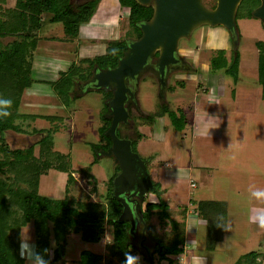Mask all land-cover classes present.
<instances>
[{
  "label": "rangeland",
  "instance_id": "1",
  "mask_svg": "<svg viewBox=\"0 0 264 264\" xmlns=\"http://www.w3.org/2000/svg\"><path fill=\"white\" fill-rule=\"evenodd\" d=\"M14 2L6 0L2 7L12 8ZM202 2L213 9L217 0ZM127 17L128 11L121 9L117 0H99L92 19L80 27L77 38L70 40L61 24L45 22L33 59V80L38 83L24 91L19 108L21 115L39 118L22 122L26 133L8 132L3 136L10 148L33 146L37 155L36 144L42 136L32 131H56L54 150L70 163L75 182L68 188V197L74 201L104 204L110 180L116 174L114 159L99 157V152L92 149L100 142L99 128L108 116L106 91L85 92L82 84L71 86L67 94L60 86L64 99L60 100L51 84L61 82L74 67L85 71L87 66L81 61L105 55L110 42L133 38ZM236 27L237 47L223 27L195 28L178 44L177 54L188 69L172 71L163 93L158 79L151 72L143 73L135 84L136 101L130 107L132 124L141 136L134 151L146 163L152 184L158 185L162 194L149 193L146 202L155 203L158 198L164 202L165 197L174 200V204H166L172 217L185 224L183 257L188 264H235L253 251L263 254L258 260L261 264L264 260V197L253 195L255 191L264 192V100L256 49V43L264 42V27L255 18L239 19ZM235 49L240 62L233 82L224 70L211 71L209 63L219 51L229 59ZM38 88L39 95L35 91ZM31 92L34 94L29 96ZM208 97L215 98L218 105L208 103ZM166 106L168 111L162 112ZM67 179L68 174L50 170L40 178L38 194L49 200L63 199ZM204 202L225 210L224 216H212L211 224L223 225L212 235L198 216L199 205ZM183 210L186 213H181ZM221 218L224 221L220 222ZM22 233L35 247L33 225L30 223ZM209 243L214 249L207 248ZM111 245V228H107L100 244L85 243L72 234L67 238L65 264H77L84 252L107 257ZM50 247L54 248L53 241ZM25 263L30 264L27 259ZM117 263V259L112 260V264ZM177 263L174 260L173 264ZM154 264L168 263L156 257Z\"/></svg>",
  "mask_w": 264,
  "mask_h": 264
},
{
  "label": "trees",
  "instance_id": "2",
  "mask_svg": "<svg viewBox=\"0 0 264 264\" xmlns=\"http://www.w3.org/2000/svg\"><path fill=\"white\" fill-rule=\"evenodd\" d=\"M5 1L0 0V101H11V106L0 107V111H8L11 115L0 118V264H26L25 259L21 257L20 235L21 230L30 223L33 225L35 248L44 252L49 264L66 263V245L70 235H79L85 243L100 244L104 240L107 228L112 230V245L107 247L108 256L84 252L77 264H112L113 259L118 260L117 264H124L127 253L142 258L137 264H154L156 257L159 261L173 264L174 260L185 252V224L177 222L172 217L168 205L160 198L158 202L149 203L146 202L145 196L143 202L139 204L136 230L134 234H130L129 223L118 222L122 206L113 197L112 183L120 172L118 166L116 174L110 180L104 204L91 200L74 201L68 197V188L75 182L70 173V163L66 156L54 150L53 135L56 131H32L42 136L36 144L37 155L33 146L12 149L3 138L8 132L26 133L21 127L22 122H35L39 118L21 115L19 108L24 91L34 84V53L39 43L38 34L44 28L45 22L61 24L66 38L75 39L79 35L80 27L94 16L99 0H15L14 6L8 9L2 7ZM117 2L121 9L128 11V25L134 32V37L110 42L105 55L92 60H82L81 63L87 66L85 68L90 69L88 74L87 69L83 71L82 67H74L69 71V75H63L61 82L52 83L51 87L59 99L63 93L68 94L71 86L80 87L88 81L93 69L115 68L118 60L126 52L128 44L141 37L139 25L150 21L153 16L151 6H140L135 0ZM259 5L260 0H242L237 8L235 21L251 19L252 11ZM256 49L258 82L262 87L264 100V42L256 43ZM157 57L158 54L154 55L151 64ZM239 62L238 49L233 51L229 59L223 51H219L210 60L209 69L213 72L224 70L235 82ZM60 86L66 91L62 93L59 90ZM105 97V101L108 102L112 98V92H105ZM126 110L128 115H131L130 108L126 107ZM164 111H168L167 106L163 107L162 112ZM169 116L175 123L174 114L170 113ZM110 123L111 119L106 115L104 125L99 128L100 142L92 145L94 152L107 151L111 147V140L105 135ZM132 123L129 119L126 124H119L116 136L119 139L130 140L132 151L135 153L134 147L141 136L136 124ZM129 131L131 134H128ZM50 170L68 174L65 197L61 200H49L38 194L40 178ZM89 178L95 184L94 179ZM153 186L159 193L158 185ZM199 208L198 216L207 225H205L207 233L212 235L215 228H223L221 223L214 225L210 222L212 216L216 214L224 216V208L213 202L200 203ZM181 213L184 214L186 211L183 210ZM222 218L220 222L224 221ZM144 226L149 230L150 237L147 236ZM51 241L54 244L53 249L50 247ZM207 248L214 249V245L210 244ZM262 255L258 251L249 252L235 264H261L258 260Z\"/></svg>",
  "mask_w": 264,
  "mask_h": 264
},
{
  "label": "water",
  "instance_id": "3",
  "mask_svg": "<svg viewBox=\"0 0 264 264\" xmlns=\"http://www.w3.org/2000/svg\"><path fill=\"white\" fill-rule=\"evenodd\" d=\"M143 7L151 6L153 16L150 21L139 25L141 37L128 44L127 50L113 69L93 70L91 77L83 85L85 92L104 90L112 92L107 102L110 127L106 136L111 140L107 151L98 156L112 157L120 172L113 180V197L121 204L119 223H129L130 234L136 230V216L139 204L148 193H157L146 163L132 151L131 141L119 139L116 130L119 124H126L129 115L126 105L134 104L135 92L128 84L138 82L145 72H151L158 79L162 93L166 89L167 77L179 63L176 58L179 41L187 38L192 31L202 25L223 27L238 45L236 11L242 0H217L213 9H207L202 0H135ZM252 18L261 21L264 27V0L252 11ZM158 54L153 66L150 61ZM146 234L150 232L144 226Z\"/></svg>",
  "mask_w": 264,
  "mask_h": 264
},
{
  "label": "clouds",
  "instance_id": "4",
  "mask_svg": "<svg viewBox=\"0 0 264 264\" xmlns=\"http://www.w3.org/2000/svg\"><path fill=\"white\" fill-rule=\"evenodd\" d=\"M11 106V101H0V107L7 108ZM11 113L8 111H0V118L8 117ZM254 196L264 197V192L255 191ZM261 225L264 226V219L261 221ZM21 257L27 259L30 264H49L44 252L38 251L34 246H31L21 234ZM124 264H137V257L130 253L125 255Z\"/></svg>",
  "mask_w": 264,
  "mask_h": 264
},
{
  "label": "crops",
  "instance_id": "5",
  "mask_svg": "<svg viewBox=\"0 0 264 264\" xmlns=\"http://www.w3.org/2000/svg\"><path fill=\"white\" fill-rule=\"evenodd\" d=\"M38 82H36V81H34V84L33 85H36ZM39 84H44V83H39ZM33 85L29 88V89H26V90H31L32 89V87H33ZM25 90V91H26ZM35 91H36V93H37V95H39V93L41 92V89H35ZM34 93L33 92H31V93H29V96H32ZM207 102L208 103H212V104H214V105H218V101L215 99V98H213V97H208L207 98ZM217 110V109H216ZM215 110V111H216ZM207 114V113H206ZM214 114V113H213ZM210 115V114H209ZM197 117V116H196ZM196 122V121H195ZM196 125V124H195ZM202 174H203V172H202ZM159 196L160 197H162V194L159 192ZM163 198H164V196H163ZM162 199V198H161ZM164 202L165 203H167L168 205L170 204V202L172 201L173 202V204H174V200H171L170 198H168V197H165L164 198ZM168 208H170V207H168ZM170 210V209H169ZM202 225H200V227H201ZM185 240H186V238H185ZM188 242V241H187ZM186 243V242H185ZM185 249H186V247H185ZM185 255V252H184V254L183 255H181L179 258H177V261H178V263L177 264H188L187 263V259H185L183 256ZM66 257V256H65ZM141 258L140 256H137V258ZM173 260H174V257H173ZM196 260H198V258L196 259ZM198 264H199V262H198ZM202 264H206V263H202Z\"/></svg>",
  "mask_w": 264,
  "mask_h": 264
},
{
  "label": "flooded vegetation",
  "instance_id": "6",
  "mask_svg": "<svg viewBox=\"0 0 264 264\" xmlns=\"http://www.w3.org/2000/svg\"><path fill=\"white\" fill-rule=\"evenodd\" d=\"M179 54H177L176 53V58L179 60V63L177 64V65H174V72H177V71H179V70H182V71H186L187 69H188V66H187V64L186 63H184L180 58H179V56H178ZM150 64H151V61H150ZM154 64V63H153ZM153 64H151L152 66H153ZM172 71H170V73H171ZM156 77V76H155ZM128 87L132 90V91H134L135 92V82H130L129 84H128ZM126 107H131L132 108V105L131 104H128V105H126ZM130 108V109H131ZM135 110V109H134ZM108 115H109V113H108ZM109 117V116H108ZM110 118V117H109ZM129 119H131V115H129ZM128 119V120H129ZM128 122V121H127ZM119 126V125H118ZM98 152H100V151H98Z\"/></svg>",
  "mask_w": 264,
  "mask_h": 264
},
{
  "label": "built area",
  "instance_id": "7",
  "mask_svg": "<svg viewBox=\"0 0 264 264\" xmlns=\"http://www.w3.org/2000/svg\"><path fill=\"white\" fill-rule=\"evenodd\" d=\"M191 186H194V184L192 183V185ZM139 258V257H138ZM262 263L264 264V260L262 261Z\"/></svg>",
  "mask_w": 264,
  "mask_h": 264
}]
</instances>
